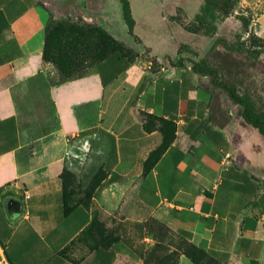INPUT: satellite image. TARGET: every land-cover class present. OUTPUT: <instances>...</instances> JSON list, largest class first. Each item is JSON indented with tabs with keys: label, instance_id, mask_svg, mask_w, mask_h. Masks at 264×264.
Masks as SVG:
<instances>
[{
	"label": "crops",
	"instance_id": "crops-1",
	"mask_svg": "<svg viewBox=\"0 0 264 264\" xmlns=\"http://www.w3.org/2000/svg\"><path fill=\"white\" fill-rule=\"evenodd\" d=\"M103 2L90 1V21L106 30L96 22ZM130 3L133 14L134 5L141 17L158 9L183 30L200 11L182 1ZM258 4L239 0L234 14L264 30ZM47 22L42 0H0V246L10 264H73L59 254L90 223L95 198L91 211L66 215L60 176L66 168L79 178L80 155L100 150L108 190L132 191L179 240L220 264H264V137L216 110L189 69L150 53L146 61L132 47L135 59L113 54L90 76L53 86L41 62ZM142 113L176 125L173 144L147 174L144 162L162 135L144 131ZM11 198L22 202V215L8 216ZM123 247L88 255L77 248V264H122L130 251ZM179 264L193 263L182 256Z\"/></svg>",
	"mask_w": 264,
	"mask_h": 264
},
{
	"label": "rangeland",
	"instance_id": "rangeland-1",
	"mask_svg": "<svg viewBox=\"0 0 264 264\" xmlns=\"http://www.w3.org/2000/svg\"><path fill=\"white\" fill-rule=\"evenodd\" d=\"M42 1L48 14V22L80 19L90 22V18L95 17L94 7L89 5L91 0ZM176 1H182L193 13L197 12L202 4L200 0H167V3ZM133 7L135 37L128 33L118 0H104L101 17L97 18L96 22L103 25L115 39L132 47L140 55L148 51L160 64L172 67L178 66L179 62L177 46L181 43L193 45L194 51L185 55L183 66L198 76L200 86L211 93L216 110L232 112L234 117L242 120L241 107L232 102L230 92L236 93L239 98L248 96L257 110H264V30L260 28V23L248 19V22L243 21L237 17L240 15L222 17L215 35L206 36L198 29L196 23L189 25V34L170 19H162V11L158 9L141 17L140 7ZM167 9L169 11V6ZM256 9L260 10L259 13H264V0H261ZM147 60L149 58H146ZM41 62L48 67L51 82L55 78V67L44 63L42 57ZM88 71L90 74L93 72L91 68ZM208 71L215 73L216 82L206 75L205 72ZM101 157V150L96 151L94 155L91 152H87L86 156L80 155L79 159L83 165L78 164L76 170L85 186L92 181H100L101 189L98 188L95 192L93 206L100 212L105 229L111 231L119 228V235L130 250L122 264H163L162 261L164 264H171L167 257L181 248L179 239L163 228H154L152 219L133 200L132 191L108 190L104 183L105 171L101 165ZM124 168L125 165L122 169ZM123 248V245L119 244L116 251Z\"/></svg>",
	"mask_w": 264,
	"mask_h": 264
},
{
	"label": "trees",
	"instance_id": "trees-1",
	"mask_svg": "<svg viewBox=\"0 0 264 264\" xmlns=\"http://www.w3.org/2000/svg\"><path fill=\"white\" fill-rule=\"evenodd\" d=\"M118 2L121 6L122 18L128 33L135 37L136 21L133 17L130 0H118ZM238 3L239 0H203L200 11L192 24L196 23L198 29L206 36H213L218 31L222 17L235 16L234 11ZM237 17L248 22L243 16ZM188 28L189 25L184 29L191 34ZM135 39L139 40L138 38ZM193 51V45H180L177 50L179 62L178 66L175 67H184L185 57L183 56L189 55ZM118 53L130 60L138 57V54L128 45L115 39L107 30L94 22L80 19L78 21L67 20L66 22L51 21L46 25L42 60L44 63L55 67V78L52 79L53 82L51 81L53 86L90 76L100 62ZM144 56H148V51L144 53ZM151 60L158 62L156 57L151 58ZM202 64L207 65L206 62H202ZM90 68L93 71L91 74L88 71ZM205 73L216 82L213 71ZM230 98L233 103L241 107L240 117L243 122L257 130L264 137V110H257L248 96L239 98L236 93L230 92ZM142 120L146 133L158 131L162 135V143L148 155L144 162L143 170L144 174H147L173 144L176 125L171 121L146 113H142ZM60 177L63 181L65 214L69 215L77 208L91 211L94 195L99 188L100 181L95 180L85 186L77 176L66 168ZM152 222L155 229L163 228V230L172 233L161 222L155 219H152ZM179 241L182 245L181 248L170 253L167 257L171 264H179L182 256L187 257L193 264H220L202 248L184 240ZM119 244L127 246L119 235V228L111 231L105 229L100 212L94 210L88 226L59 255L65 260L77 264L83 260V257L79 259L76 257L77 248H81L88 255L102 250H115V247ZM162 262L164 264V261Z\"/></svg>",
	"mask_w": 264,
	"mask_h": 264
},
{
	"label": "water",
	"instance_id": "water-1",
	"mask_svg": "<svg viewBox=\"0 0 264 264\" xmlns=\"http://www.w3.org/2000/svg\"><path fill=\"white\" fill-rule=\"evenodd\" d=\"M5 208L8 216L13 218L22 215L24 212L23 204L21 201L11 198L5 203Z\"/></svg>",
	"mask_w": 264,
	"mask_h": 264
},
{
	"label": "built area",
	"instance_id": "built-area-1",
	"mask_svg": "<svg viewBox=\"0 0 264 264\" xmlns=\"http://www.w3.org/2000/svg\"><path fill=\"white\" fill-rule=\"evenodd\" d=\"M0 264H10L1 246H0Z\"/></svg>",
	"mask_w": 264,
	"mask_h": 264
}]
</instances>
